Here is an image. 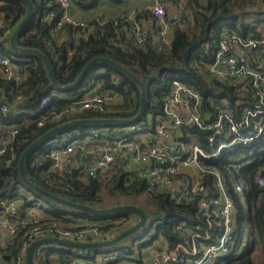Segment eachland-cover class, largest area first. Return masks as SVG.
<instances>
[{
  "label": "trees",
  "instance_id": "obj_1",
  "mask_svg": "<svg viewBox=\"0 0 264 264\" xmlns=\"http://www.w3.org/2000/svg\"><path fill=\"white\" fill-rule=\"evenodd\" d=\"M111 1V0H110ZM120 3L123 0H112ZM191 19L182 26L170 24L171 43L167 50L156 51L151 37L140 45L132 32V24L122 22L120 16L106 19H91L89 24L95 28L87 38L76 35L79 31L71 25H64L56 34L50 28L58 17V4L55 0H31L32 10L29 19L16 37V44L25 48L37 49L47 57L52 73L60 86L74 82L84 67L98 57L108 58L129 70L146 86V109L138 121H146L148 115L162 113L164 98L172 79H180L196 89L202 96L203 108L210 111L207 98L216 100L226 96L230 98L232 110L238 114L243 103L234 100L238 92L233 87L219 83L208 70L213 51L221 38L223 29L235 31L240 35L264 34V0H185ZM98 0H72V4L91 7ZM27 5L24 0H0V14L4 25L0 26V56L15 55L28 57L18 65L20 78L5 79L0 71V121L4 135L16 129L17 133L6 145L0 166V199L17 198L22 217L34 200L39 201L43 222H55L64 229H90L113 232L114 237L133 226L138 218L128 210L111 214H95L46 198L39 192L28 188L22 181L18 160L22 152L48 130L74 119L83 118H133L140 110V89L137 83L125 73L108 62L98 61L85 73L74 87L61 90L51 81L45 61L36 54L17 53L11 49L10 36L14 28L24 18ZM54 13V18L50 17ZM172 11L166 10L168 19ZM97 19H99L97 21ZM104 20L99 23V21ZM137 20L152 28L159 29L154 15L147 9L137 16ZM117 21V23H115ZM102 24V25H99ZM93 84H92V83ZM95 85L99 92L111 91L120 95V100L105 105L102 110L87 109L72 113L74 101L81 98L86 89ZM250 94V92H249ZM44 97L49 101L41 106ZM3 107L6 110H3ZM213 110V109H212ZM122 124H82L63 129L32 149L23 162L24 172L34 185L73 203L93 208H110L117 205H137L146 214L147 221L153 219L155 227L142 238L141 247L147 246L145 255L139 259H128L133 264H152L150 249L157 242L167 245V250L176 244H191L187 229L205 232L206 220L197 216V207L193 203H176L167 192L148 189L147 179L137 170L126 168V161L117 159L111 170L106 173L105 181L98 182L86 174V164L80 160L76 167L64 174L50 169L48 155L51 147L79 140L87 145H101L122 135H134L139 132L132 129L136 123ZM153 122L145 127L153 131ZM97 133H91V130ZM196 130H193L195 132ZM203 136L201 131L194 133ZM200 137V138H201ZM243 152L245 150H242ZM241 149L224 152L217 161L225 176L228 191L236 202L237 226L240 231H248L247 246L240 252L218 260L215 264H264V169H260L261 160L253 156L252 162L245 164L239 171L226 170L227 159H235ZM226 161V162H225ZM239 183L243 189V200L236 196L233 184ZM107 194L109 199L103 198ZM141 197H144L141 199ZM78 218L85 219L83 223ZM186 221L188 227L179 228V222ZM194 223V224H193ZM32 225L17 230L3 252L8 253L12 264H17L20 249L25 242L31 245L25 231ZM189 232V231H188ZM134 234V233H133ZM110 238V239H112ZM130 235L109 246L115 251L110 256H99V248H73L49 245L35 254L38 264H120L125 256L133 251L135 242L128 241ZM101 241V240H97ZM92 241L91 238L87 242ZM140 247V249H141ZM67 248V249H66ZM139 249V250H140ZM118 251V252H117ZM56 252L57 260L52 253ZM117 252V253H116ZM126 252V253H125ZM139 252V251H138ZM26 264V261H25Z\"/></svg>",
  "mask_w": 264,
  "mask_h": 264
},
{
  "label": "built area",
  "instance_id": "obj_2",
  "mask_svg": "<svg viewBox=\"0 0 264 264\" xmlns=\"http://www.w3.org/2000/svg\"><path fill=\"white\" fill-rule=\"evenodd\" d=\"M55 2L59 12L50 33L54 35L68 24L79 29L76 35L87 38L95 24L72 16V0ZM168 6L172 7L173 14L167 19L165 12ZM147 9L155 17L158 33H153L143 20L141 23L137 20V16ZM54 16L52 12L50 17ZM187 18L191 19V15L185 0H152L150 5L120 16L122 22L132 24V32L138 44L143 45L151 37L153 48L158 52L170 46L171 35L167 31L170 24L182 26L188 21ZM3 25V15L0 14V26ZM26 60L29 58L1 55L2 77L7 80L20 78L17 64ZM207 66L219 83L231 86L238 92L233 99L236 104L243 103L238 114L232 110L230 98L226 96L216 100L207 98L206 105L213 110H205L201 94L182 80L174 78L169 83L162 113L148 115L146 121H138L132 126V129L139 130L138 133L122 135L101 145H87L73 140L56 148L51 147L48 153L52 172L64 174L76 167L80 160H84L87 162L86 174L98 182L105 181L106 173L111 170L115 160L123 159L126 168L137 170L145 176L148 189L167 192L176 203L196 204L197 216L203 217L207 223L205 232L198 229L193 231L189 227L187 233L191 237L190 246L178 243L173 249L167 250V245L162 244V241L157 242L150 249L152 264H215L247 246L248 231H240L237 226L235 198L227 189L225 176L217 161L223 157L224 152L240 148L245 151L234 160L227 159L229 163L226 170L239 171L243 165L252 162L255 154L261 160L260 169H264V34L240 35L223 29ZM119 100L118 93L99 92L93 85L74 101L70 112L102 110L105 105ZM48 101L49 97H44L40 105ZM3 110L6 108L3 107ZM147 122L154 123L152 132L145 127ZM4 129L0 121V166L9 139L17 133L14 128L5 136ZM198 131L202 132V137L194 134ZM90 132L96 134L97 130ZM233 191L243 200V189L239 183L233 184ZM19 204L17 198L0 199V230L6 231L10 237L30 224L31 230L25 231L30 242L43 237L77 242H87L90 237L92 241H102L114 236L113 232L96 228L64 229L55 222H43L42 214L37 212L40 206L37 200L31 202L28 212L22 217ZM178 227L186 228L188 224L180 221ZM29 246L27 242L23 244L17 264H25V261L27 264ZM79 262L72 261L71 264Z\"/></svg>",
  "mask_w": 264,
  "mask_h": 264
},
{
  "label": "water",
  "instance_id": "obj_3",
  "mask_svg": "<svg viewBox=\"0 0 264 264\" xmlns=\"http://www.w3.org/2000/svg\"><path fill=\"white\" fill-rule=\"evenodd\" d=\"M26 5H27V9H26V14L24 16V18L19 22V24H17V26L14 28L11 36H10V46L11 49L14 52L17 53H27V54H36L38 56H40L46 63L47 67H48V72L51 78V81L53 83V85L55 87H57L58 89L61 90H66V89H70L72 87H74L75 85H77L81 79L83 78V76L85 75V73L88 71V69L96 62L98 61H105L110 63L111 65H113L115 68L119 69L120 71H122L123 73H125L127 76H129L132 80H134L137 85L139 86L140 89V110L139 112L130 119H120V118H83V119H74V120H70L68 122L62 123L59 126H56L50 130H48L46 133H44L41 137H39L37 140H35L33 143H31L20 155V158L18 160V168H19V172H20V176L21 179L23 181V183L30 189H33L37 192H39L41 195H43L46 198L52 199L56 202H60L69 206H72L76 209H81V210H85L91 213H95V214H111V213H115L118 211H123V210H128L133 212L138 220L137 222L131 226L130 228L124 230L123 232H121L119 235H117L116 237L112 238V239H108V240H102V241H97V242H77V241H71V240H67V239H62V238H58V237H43L40 239L35 240L28 248L27 251V255H26V259H27V264H35V254L37 252V250L45 245H59L61 247H73V248H92V249H98V248H103V247H109L112 246L113 244H115L116 242L120 241L121 239L132 235L133 233L139 231L142 227H144L147 223V217L145 212L137 205H117V206H113L110 208H104V209H99V208H93L91 206H87V205H83V204H78V203H73L70 202L68 200H65L61 197H58L36 185H34L31 181H29V179L27 178L25 172H24V168H23V162L24 159L26 157V155L32 150L34 149L40 142H42L43 140H45L46 138H48L49 136L72 126H76V125H82V124H122V125H128V124H132L135 123L136 121H138L144 114L145 109H146V86L145 84L140 81L135 75H133L129 70H127L126 68H124L123 66L119 65L118 63L105 58V57H98L95 58L93 60H91L82 70V72L80 73V75L77 77V79L67 85L64 86H60L53 73H52V69L50 66V63L47 59V57L45 56V54H43L42 52H40L37 49H32V48H25V47H21L18 46L16 44V37L18 35V33L20 32V30L22 29V27L24 26L25 22L29 19L30 15H31V10H32V3L31 0H24Z\"/></svg>",
  "mask_w": 264,
  "mask_h": 264
},
{
  "label": "rangeland",
  "instance_id": "obj_4",
  "mask_svg": "<svg viewBox=\"0 0 264 264\" xmlns=\"http://www.w3.org/2000/svg\"><path fill=\"white\" fill-rule=\"evenodd\" d=\"M103 1L104 0H101V1L97 2L94 7L88 8L87 11H86L88 13L87 17L81 18L80 20H83V21L86 22V21H89L90 20V16L94 18L97 15L96 17L98 18L99 17L98 16L99 14H102V13L105 14V11H104V8H103ZM151 3H152V0H127L123 4L122 9L118 12L117 15L118 16H121L123 13L131 12L133 9L141 8V7H144L146 5H150ZM113 11L114 10L109 11L108 14H111V12H113ZM102 18H106V17H102ZM77 20H78V18H77ZM152 32L153 33H156L155 28H152ZM170 34L171 33L169 32V36H170ZM103 198L109 199V197H107V194L103 195ZM143 198L144 197H141V199H143ZM155 225H156V222H153V219L151 217V219L147 221V223H146V225L144 227H142L139 231L135 232L134 234L130 235V238H129L128 241L133 240L135 242L134 246L132 247L133 248V251L130 253V255L128 257L125 256V255H123V257H125V258L121 261L120 264H133V262L132 261H129L128 259L131 258V259L137 260L141 256L145 255L146 250H147L146 249L147 246H142L141 247V244L142 243H141L140 240H142V238L144 237V235L151 228L155 227ZM140 247H141V249H140ZM112 249H114V248H111V247L99 248L100 251H99L98 257L99 256H105V255L110 256L111 254H113L115 252V251H112Z\"/></svg>",
  "mask_w": 264,
  "mask_h": 264
},
{
  "label": "crops",
  "instance_id": "obj_5",
  "mask_svg": "<svg viewBox=\"0 0 264 264\" xmlns=\"http://www.w3.org/2000/svg\"><path fill=\"white\" fill-rule=\"evenodd\" d=\"M99 1H101V0H98V2ZM127 0H123L122 2H120V3H115V2H113L112 0L110 1V0H104L103 1V8H104V11H105V14H99L98 16V18L100 19H106V18H111V17H114V16H116L117 14H118V12L122 9V7H123V4L126 2ZM95 5H93V6H91V7H94ZM169 8H168V10H170V11H172V7L171 6H168ZM88 8H90V7H81V5H79V4H72V7H71V13H72V15L75 17V18H78V19H81V18H84V17H87V15H88V13L86 12L87 11V9ZM111 10H114L113 12H111V14H108L109 13V11H111ZM85 14V15H84ZM173 14V11H172V13H171V15ZM90 16V15H89ZM97 16V15H96ZM91 17L90 16V20L91 19H95V18H97V17ZM102 17H106V18H102ZM168 31V34H169V32L172 34V28H171V26H170V28L167 30ZM170 34V35H171ZM20 202H21V200H19ZM28 210H29V208L28 209H26V213L28 212ZM37 212L38 213H41L42 214V216H44L45 214H43L42 213V211L41 210H38L37 209ZM77 221H81V222H83V223H85V222H87L85 219H82V218H78V220ZM11 239V237H10V235L6 232V231H4V230H0V264H12V262H11V260H10V258H9V256H8V253H6V252H3L2 251V249H5L6 248V245H7V243L9 242V240ZM49 245H45V246H42V247H40L38 250H37V252H39V250H41L42 248H45V247H48ZM36 252V253H37ZM40 253V252H39ZM150 254L152 255V251H150ZM57 255H58V253H56V252H53L52 253V257H53V259L55 260H57ZM57 257V258H56Z\"/></svg>",
  "mask_w": 264,
  "mask_h": 264
}]
</instances>
